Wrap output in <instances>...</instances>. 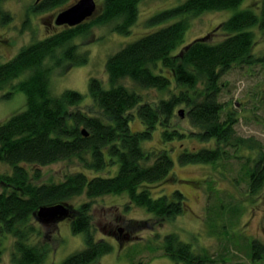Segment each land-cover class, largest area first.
Returning <instances> with one entry per match:
<instances>
[{"label":"trees","instance_id":"trees-1","mask_svg":"<svg viewBox=\"0 0 264 264\" xmlns=\"http://www.w3.org/2000/svg\"><path fill=\"white\" fill-rule=\"evenodd\" d=\"M68 1L42 0L32 12L53 9ZM142 1L103 0L100 12L90 23L62 28L0 64V91L10 87L4 98L9 99L16 90L26 96L25 109L0 123V165L12 170L0 171V234L14 237L13 264H39L45 256L46 251L29 242L37 232L32 226L37 209L64 204L84 193L89 198L124 194L131 204L144 208L158 221L181 216L186 204L181 192L156 194L151 189L171 178L170 151H144L141 147L157 128L163 143L183 138L180 131L169 127L178 106L187 107L189 123L197 130L193 136L205 144L198 150L182 151L178 155L180 163H217L227 156V148L255 149L259 151L257 158L247 171L249 195L253 198L263 188V145L236 135L234 124L238 119L230 110L222 118L224 105L218 97L222 91L220 79L227 71L264 62V57L257 58L252 51L255 30L264 33V0L252 9L242 8L244 0H184L150 17L149 25L172 22L109 55L104 67L106 85L89 78L88 91L98 116L79 111L83 104L80 92L68 89L58 96L51 93L50 77L55 67L67 62L66 71L88 63L87 54L80 53L71 41L86 35L92 26L108 23L113 24V32L129 34L138 20ZM240 5L242 11L219 25L218 30L226 34L223 40L212 44L206 38L195 39L182 46L191 17ZM0 17L2 23L11 20L1 10ZM25 74L24 80L12 84ZM125 81L141 90L166 91L168 98L152 104L122 83ZM134 115L143 126L141 131H130ZM73 158L86 171L68 174L57 183H33L40 179L39 168ZM30 166L32 175L26 168ZM115 167L114 176L98 175ZM88 211L86 204L72 210L70 229L73 234L84 235L85 248L62 264H89L113 249L107 242L95 243ZM161 249L176 264L213 261L195 254L191 245L174 233L163 236ZM246 249L253 263L264 255V246L258 241H250Z\"/></svg>","mask_w":264,"mask_h":264},{"label":"rangeland","instance_id":"rangeland-1","mask_svg":"<svg viewBox=\"0 0 264 264\" xmlns=\"http://www.w3.org/2000/svg\"><path fill=\"white\" fill-rule=\"evenodd\" d=\"M76 1L69 0L62 6L39 13L32 12V7L39 3L36 0L1 2L0 10L9 14L11 20L2 23L0 17V64L14 58L21 49L35 41L61 31L62 27L54 26L52 22L61 11ZM94 1L97 6L96 14L94 18L86 20V23L93 21L102 7L103 0ZM183 1L143 0L139 3L138 20L127 35L113 32V24L108 23L92 26L86 35L76 36L71 43L78 46L80 53L87 54L88 63L66 71L64 68L67 62L55 67L50 77L51 93L58 96L68 89L80 92L83 104L80 105L79 111L98 116L99 111L91 101L88 91L89 78L101 80L103 85H106L107 74L104 67L109 55L170 24L172 20L159 25L147 23L153 15L180 5ZM261 1L244 0L242 8L252 9ZM242 8L240 5L233 9L204 12L191 17L182 46L191 44L195 39L206 38L212 44L223 40L226 34L218 30L219 25L234 13L242 11ZM254 40L252 51L255 57H264V33L255 30ZM25 78L26 74L12 81V84ZM122 83L131 89L134 88L142 98L152 104L168 96L166 91L141 90L128 81ZM220 84L222 91L218 101L224 105L222 118H225L224 114L228 110L234 113L238 119L234 124L236 135L259 142L264 150V62L236 66L221 77ZM9 88L7 86L0 91V123L26 107V96L21 91H13L9 99L4 98ZM181 110L182 117L179 114ZM186 113L187 107L178 106L169 126L180 131L183 134L182 139L163 143L160 139V129L157 128L152 138L141 144L144 151H170L169 156L173 160L171 178L151 189L156 194L181 192L186 203L181 216L158 221L144 208L131 204L124 194L89 198L84 193L66 202L71 214L72 210L88 205L95 243L104 241L113 248L108 254L99 256L98 260L89 264H176L166 257L161 249L163 236L171 233L190 244L195 254L206 255L213 260L206 264H264V255L259 262L253 263L249 260L246 249L250 241H258L264 246V183L263 188L252 198L249 195L247 178V171L259 151L246 148L235 150L230 147L227 148V156L217 163H180L178 155L182 151L198 150L205 146L193 136L197 130L190 125ZM142 128L140 120L134 115L130 122V131L137 132ZM209 147L211 148V145ZM26 168L30 171L32 166ZM83 170L84 165L77 159L63 160L39 168L40 179L34 180L33 183L61 182L66 175ZM0 171L10 173L12 170L0 165ZM116 171L117 167L104 169L98 175L114 176ZM32 172L31 170V175ZM71 214L62 220L40 222L33 218V222L31 221L37 232L34 231L29 242L46 251L39 264H62L67 257L85 248L84 235L73 234L70 229L73 217ZM13 241L14 237L11 235L0 234V264H13Z\"/></svg>","mask_w":264,"mask_h":264},{"label":"water","instance_id":"water-1","mask_svg":"<svg viewBox=\"0 0 264 264\" xmlns=\"http://www.w3.org/2000/svg\"><path fill=\"white\" fill-rule=\"evenodd\" d=\"M40 1L42 0H36V2ZM96 11L97 6L94 0H77L74 4L65 8L54 18V24L56 26L73 28L84 23L86 19L91 18ZM179 114L182 117L183 111H179ZM70 214V208L64 203L39 207L34 216L35 219L40 222H50L54 220H62L64 217L70 216Z\"/></svg>","mask_w":264,"mask_h":264},{"label":"flooded vegetation","instance_id":"flooded-vegetation-1","mask_svg":"<svg viewBox=\"0 0 264 264\" xmlns=\"http://www.w3.org/2000/svg\"><path fill=\"white\" fill-rule=\"evenodd\" d=\"M39 3H40V2H39ZM95 14H96V13H95ZM95 14H94V15H95ZM94 15H93L91 18H94ZM91 18H89V19H91ZM86 20H88V19H86ZM54 21H55V19H54ZM52 23L54 24V22H52ZM84 24H86V21H85L84 23L80 24V25H77V26H81V25H84ZM50 25H51V24H50ZM54 26H55V24H54ZM77 26H76V27H77ZM58 27L65 28L66 26H65V27H64V26H58ZM76 27H73V28H76ZM68 28H69V27H68Z\"/></svg>","mask_w":264,"mask_h":264}]
</instances>
